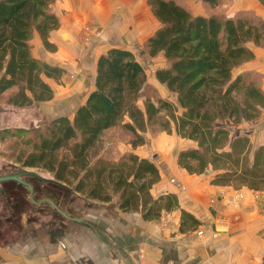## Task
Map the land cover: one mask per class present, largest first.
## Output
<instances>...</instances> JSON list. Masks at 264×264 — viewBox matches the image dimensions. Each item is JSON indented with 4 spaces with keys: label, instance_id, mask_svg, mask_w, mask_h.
<instances>
[{
    "label": "trees",
    "instance_id": "trees-1",
    "mask_svg": "<svg viewBox=\"0 0 264 264\" xmlns=\"http://www.w3.org/2000/svg\"><path fill=\"white\" fill-rule=\"evenodd\" d=\"M55 1L0 0V97L9 93L8 106L50 102L54 92L47 80L58 82L65 74L31 53L34 34L45 50H55L49 42L59 28L51 11ZM256 1L264 8V0ZM147 5L159 25L145 41V50L150 57L161 53L168 63L154 77L175 101L146 98L139 107L144 71L131 51L112 47L98 56L93 89L72 118L56 117L33 129L1 130V143L9 150L5 156L22 168L51 175L49 180L33 176L37 186L40 182L70 188L97 203L114 201L121 212L156 222L179 209L174 194L151 195L160 181L159 169L154 159L134 152L144 144V133L156 129L194 144L176 153L177 167L187 174L211 172L213 186L264 192V146L253 147L249 137L231 138L228 129L215 126L224 120L250 122L264 110L257 79L250 73L233 74L254 59L253 47L264 46V21L253 11L195 15L177 0H147ZM114 127L129 134L131 150L115 159L97 155L102 135ZM180 211V232L199 225Z\"/></svg>",
    "mask_w": 264,
    "mask_h": 264
},
{
    "label": "crops",
    "instance_id": "crops-1",
    "mask_svg": "<svg viewBox=\"0 0 264 264\" xmlns=\"http://www.w3.org/2000/svg\"><path fill=\"white\" fill-rule=\"evenodd\" d=\"M77 1L81 3L82 0ZM108 1L93 0L90 2L92 6L89 10L93 12L95 9L94 12H97L99 5L104 3L107 14ZM116 1L117 4L123 2L122 6L132 7L134 13L144 12L147 15L144 11L146 6L139 0ZM55 5L57 9L55 8L53 13L59 18V28L51 33L49 42L56 45L57 50L54 54L43 51L52 59L55 66L65 69L68 68L64 62L65 52L62 50L63 56L58 55L61 48L65 47L52 35H57L59 31L75 34L77 30L73 23L75 18L70 13L60 18L63 8L74 9V0H56L53 6ZM227 10H229L225 13L227 16H233L240 11H253L264 18V8L257 4L256 0L233 1ZM195 15L207 16L201 9L197 10ZM133 18L136 20L133 21ZM138 18L139 16L135 17L133 14L132 20L124 19V22L120 23L121 30L126 27L128 30L127 24L131 25V21L137 22ZM118 25H115L116 29ZM121 32L125 34L124 31ZM129 34L135 37V32ZM35 41L41 42L37 35ZM112 47L119 46H109L106 50ZM89 48L88 44L82 49L71 44L67 47V53L71 57L79 55L82 58L81 67L87 66L86 56L90 68H94V76L96 60L106 50L99 52L93 59V53H89ZM253 52L255 59L252 62L257 64L259 57L257 48L253 49ZM66 63L69 68L75 69L72 62ZM75 80L74 85L78 82L77 76ZM47 81L50 86V82H54ZM87 95L77 107L85 101ZM59 107L43 106L41 112L47 120H52L56 118H53L52 114L58 112ZM218 122L220 121L216 123ZM148 135L145 134L144 138L146 154L140 152L139 147L134 150L143 158H149L148 152L155 150L154 148H158L159 152L160 147H166L161 140L165 142L170 137L160 133L158 139L152 142V147H149ZM172 135L175 140L171 148L164 152L161 160H155L160 172V181L151 189V195L157 198L164 194H174L179 209L164 213L156 222H146L138 213L121 212L114 201L97 203L84 200L76 209V213L71 215L67 213L69 217L78 219L77 221L64 220L62 217L63 221L43 222L30 214L34 206L29 210V206L23 205L22 199L19 198L20 205L17 204V207L12 205L11 209L14 210L16 207L17 211L21 212L24 208L25 211L21 216L22 220L18 222L20 224L16 223L17 225L13 226V236L11 238L0 236V264H260L264 256V206L254 198L255 192L246 188L213 186L210 184L211 177L208 173L189 175L178 168L176 153L193 147L194 144ZM130 150L131 148L127 151ZM158 152L156 157L159 155ZM1 195L0 193V198ZM35 208L37 209L36 206ZM180 210L193 216L199 225L193 230L180 232ZM4 227L6 225H3V229ZM199 231H202L201 236L197 234Z\"/></svg>",
    "mask_w": 264,
    "mask_h": 264
},
{
    "label": "rangeland",
    "instance_id": "rangeland-1",
    "mask_svg": "<svg viewBox=\"0 0 264 264\" xmlns=\"http://www.w3.org/2000/svg\"><path fill=\"white\" fill-rule=\"evenodd\" d=\"M92 1L93 0H82L81 3H78L77 0H74V9H71V7L67 9L63 8V12L60 13V18L63 16L65 17L66 14L70 13L71 16L75 18L73 23L77 30L75 31V34L59 31L57 35H52V37L56 39L57 42L61 41V44L63 45V47H65L61 48L60 54L58 55L63 56V54L61 53L62 50L65 52L64 55L66 57L64 56V62L68 67L64 69L65 76L62 79H60L58 82H50L51 86L54 89L53 92L55 99H52L50 103L46 102L33 104L30 107L16 108L8 106L5 103L9 93L2 95L0 97V131L5 128L33 129L34 127H37L42 123H46L50 119L47 120V117L45 118V116L42 114L41 109L43 106L44 108L47 106L57 108L58 105L61 107V109H59L60 107L58 108V112H54L52 114L53 118L60 117L62 116L61 114L66 115V117L68 118H72L77 105L82 102L83 98L93 87L94 68H90L88 62L89 59L86 58V56L85 60L87 63L85 65L87 66L84 67H81L82 58L79 55H77V57L69 56V54L67 53V47H70L71 44L81 49L85 46V44H88V46H90L89 53H93V59L96 57V55H98L99 52L106 50L109 46H119V48L131 50L136 60L141 65L146 77L144 90L141 92V96L138 99V106L142 107L143 101L146 98H149L153 101H155L157 98L166 99L171 102L175 101V95L167 91L163 85H160L154 77L155 71L160 68H166L168 66V63L165 61L162 55L158 54L155 57H150L147 55L145 50V41L147 40V36H151L159 25L157 21H155V18L152 16L149 10L147 0H139L140 3L146 6L144 11L147 12V15L144 14V12L134 13L135 11L132 7H130V9L126 6H122L121 3L123 2H118L117 4L116 0L108 1L109 8H113L111 10L108 8L107 14H105L107 9L104 3H101V6L99 5L97 12H94L95 9L92 12L89 10L90 6H92ZM177 1L184 7L188 8L193 14H195L197 10L201 9L204 14L209 15L219 12L225 14L227 11H229L227 10L228 6L231 5L233 1L239 0H213V3L204 2L203 0ZM257 4L259 3L257 2ZM55 8L56 5H52L51 11L53 12ZM115 8H117V10ZM139 11H141V9ZM133 14L135 15V17L139 16L137 22L133 23L131 21V25L127 24L129 28L128 30L127 27L121 30L120 23L124 22V19L128 20L130 18L129 20H132L131 17L133 16ZM253 14L264 21V18L257 15L255 12ZM134 20H136V18H133V21ZM116 24H119L118 29H116ZM130 29H132V31H130ZM121 31H124L125 34ZM129 32H135V37H132ZM35 36L36 35L34 34L30 41L31 53H33L32 55H34L35 58L41 61L54 65L55 63H53L52 59H49L48 55L45 53V51L47 50L44 49L42 43L35 41ZM54 48L55 50L50 53H55V51L57 50V46L54 45ZM255 48H257L259 53V57L257 59L258 63L256 64L255 62H252V60L251 63L248 62L235 69L233 71V74L235 76L239 73H250L252 78L254 77L255 79H257L260 88L264 92V46L253 47V49ZM89 53L87 54V56L89 55ZM66 62H72L75 69H72L71 67L69 68V65ZM76 76L78 82L74 85ZM216 125L217 127L228 129L231 138L246 134L245 136L249 137L253 147H257L260 145L264 146V110L261 112L260 116L257 119L250 122L232 124L230 121L224 120L216 123ZM155 130L156 129H152L144 133V138L145 134H149V147L152 145V142L158 139V135L160 134V132H157ZM128 139L129 134L121 130L119 127H114L107 130L100 139L97 155L101 154L112 159L117 158L121 154L127 152L128 149H130V146L127 143ZM167 140L168 141L165 142L161 140V143H163V145H166V147H160L159 152L157 150L158 148H154L155 150L152 149L150 152H148V157H152L151 159H154L156 161L161 160L162 155L164 154V152L168 151L171 148L174 143L173 140L175 139L173 138V135H170ZM4 141L7 142L6 139H4ZM144 144L140 146L139 149L140 152L142 151L143 154H146V148ZM174 149L175 147H173V150ZM157 152L159 155H157L156 157ZM5 154H9V150H7V146H5V143H1L0 140V176L9 175L15 172L23 173L26 171L33 173V175L20 176L21 182L14 180H6L0 182V193L5 196V199L3 197L0 198V235L2 237L13 236V226L20 224L18 222L22 220L21 216L24 213L25 209L22 208L21 212L17 211V206L14 210L11 209L12 205H17V203L19 202V198H21L24 203L29 206V210L31 206H34V209H32V212H30V214L35 215L34 217L43 222L62 221V216L58 212V210L64 212L65 214L68 213L71 215L72 213H76V209L79 208L81 202H84L85 199L78 194H74V192L71 191L70 188H60L56 185L48 183L40 184V182H38L39 186H37V181L33 176H37L44 180H49L52 179L51 175L42 170L25 169L18 165H15L13 164L12 158H7ZM173 156L174 155L172 154V157ZM208 174L210 175V177L212 176L211 172H209ZM26 185L31 188V193ZM19 193H21V195ZM255 195H257L258 198H256ZM25 197L28 202L25 201ZM254 198L260 201L264 206V192H255ZM40 203L44 206H40ZM35 206L37 207V209L35 208ZM3 225H6L4 229Z\"/></svg>",
    "mask_w": 264,
    "mask_h": 264
},
{
    "label": "water",
    "instance_id": "water-1",
    "mask_svg": "<svg viewBox=\"0 0 264 264\" xmlns=\"http://www.w3.org/2000/svg\"><path fill=\"white\" fill-rule=\"evenodd\" d=\"M22 174H30V175H33V173H31V172H28V171H26V172H23V173H20V174H9V175H3V176H0V182H3V181H6V180H14V181H18V182H21V180H20V175H22ZM26 187H28L29 188V186H27L26 185ZM29 190H30V193H31V188H29ZM49 202V201H48ZM36 203H39V202H36ZM50 203V202H49ZM51 204V203H50ZM61 214L63 215V216H65V218H67L68 220H75V221H77L78 219H76V218H72V217H69L67 214H65L64 212H61Z\"/></svg>",
    "mask_w": 264,
    "mask_h": 264
},
{
    "label": "flooded vegetation",
    "instance_id": "flooded-vegetation-1",
    "mask_svg": "<svg viewBox=\"0 0 264 264\" xmlns=\"http://www.w3.org/2000/svg\"><path fill=\"white\" fill-rule=\"evenodd\" d=\"M12 174H20V173H16V172H15V173H12ZM22 175H27V174H22ZM22 175H20V176H22ZM45 200H46V199H45ZM58 212L61 214L62 211H59V210H58ZM61 216L63 217L64 220L67 219V218H65V216H63L62 214H61ZM67 220H68V219H67ZM62 221H63V220H62Z\"/></svg>",
    "mask_w": 264,
    "mask_h": 264
},
{
    "label": "built area",
    "instance_id": "built-area-1",
    "mask_svg": "<svg viewBox=\"0 0 264 264\" xmlns=\"http://www.w3.org/2000/svg\"><path fill=\"white\" fill-rule=\"evenodd\" d=\"M239 196H240V195H239ZM241 197H242V194H241ZM255 197L258 198L257 195H255ZM197 234H198L199 236H201V235H202V231H199Z\"/></svg>",
    "mask_w": 264,
    "mask_h": 264
}]
</instances>
